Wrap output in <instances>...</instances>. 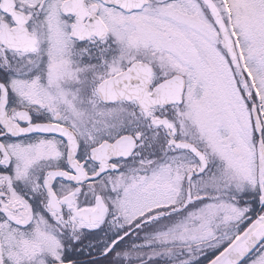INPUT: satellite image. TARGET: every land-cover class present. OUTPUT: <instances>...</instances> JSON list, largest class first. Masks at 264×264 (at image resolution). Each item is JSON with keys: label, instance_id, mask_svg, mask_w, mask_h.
Returning a JSON list of instances; mask_svg holds the SVG:
<instances>
[{"label": "snow or ice", "instance_id": "snow-or-ice-1", "mask_svg": "<svg viewBox=\"0 0 264 264\" xmlns=\"http://www.w3.org/2000/svg\"><path fill=\"white\" fill-rule=\"evenodd\" d=\"M0 264H264V0H0Z\"/></svg>", "mask_w": 264, "mask_h": 264}]
</instances>
